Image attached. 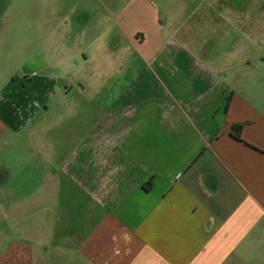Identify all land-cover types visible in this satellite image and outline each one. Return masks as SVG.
Segmentation results:
<instances>
[{"label":"crops","instance_id":"crops-1","mask_svg":"<svg viewBox=\"0 0 264 264\" xmlns=\"http://www.w3.org/2000/svg\"><path fill=\"white\" fill-rule=\"evenodd\" d=\"M81 3L46 0L39 31L48 50L40 58L41 71H79L87 49L94 47V57L110 46L105 32L116 26L134 46L146 42L134 39L138 27L131 28L130 14V22L118 18L121 8L111 17L105 9L106 17L99 19L100 9ZM147 24L162 30H156L157 19ZM72 32L82 45L90 35L87 46L69 51ZM164 45L159 41L156 51L140 57L144 66L136 75L129 63L128 70L121 65L114 72L120 80L109 110L121 115L119 124L109 119V131L86 154L96 163L101 155L118 153L119 144L125 147L116 158L120 162L84 176L78 185L92 196L88 214L55 221L51 201L60 184L50 182L45 170L37 183L32 168L12 173L10 166H0V264H264V77H255L257 85L230 87L232 77L217 76L191 57H171ZM107 53L100 54L104 75L111 73ZM46 79L39 99L31 87L4 88L0 153H10L22 133L23 150L35 149L38 109L48 110L53 95L72 87ZM237 125L240 137L233 134ZM23 174L27 178L14 183Z\"/></svg>","mask_w":264,"mask_h":264},{"label":"rangeland","instance_id":"rangeland-1","mask_svg":"<svg viewBox=\"0 0 264 264\" xmlns=\"http://www.w3.org/2000/svg\"><path fill=\"white\" fill-rule=\"evenodd\" d=\"M81 1L89 9H100L99 19L106 17L105 9H109L111 17L121 8L123 13L118 18L127 16L130 22L127 15L130 14L131 28L134 25L138 27L137 34L133 35L134 39L135 36L144 37L146 42L141 47L134 46L116 26L110 32H105L111 47L101 50L99 57H92L91 50L94 47L87 49V60L80 63L79 71H41L45 64L40 58L48 50L42 41L43 32L39 31L43 25L42 11H45L46 0H0L1 99L7 98L4 88L8 83L28 91L29 87L34 88L37 99L45 93L41 80L47 81V77H56L63 87L72 86L65 95H53L48 110L45 106L38 109L34 119L35 130L32 129L36 139L35 149L30 148L29 152L23 150L26 136L22 133L20 140H15L16 144L10 153H0V166H10L12 173L23 167L27 170L32 168L36 172L34 178V174L32 175L33 182L35 179L39 183L41 172L45 170L49 173L50 182L60 184V189L54 192L51 201V214L55 221L62 219L65 214H88L91 209L86 205L92 204V196L84 195L78 185L84 176L92 177L96 170H108L110 166L120 162L116 158L121 147V151L124 150L125 143L119 144L118 153L98 157V164L93 158L89 159L86 153L87 149L91 150L99 135H105L109 131V119L119 124L118 118L121 115H111L109 106L116 97L114 85L120 80L119 75H114V72L117 73L121 65L122 70H128V63L131 64L130 73L136 75L144 66L142 56L156 51L155 46L163 41V44H169L166 51H170L171 57L186 60L191 57L200 60L203 66L215 71L213 73L217 76L224 77L226 74L232 77L230 87L257 85L253 84L255 77H264V0ZM156 19L160 26L156 30L162 28L161 31H155L147 24ZM145 28L148 31L144 32ZM102 29L99 28V31ZM126 31L129 33L127 27L124 32ZM75 35V32L70 33L72 45L67 47L69 51H77L89 43L90 35H85V45L78 43ZM118 45L120 48L116 47ZM108 51L110 52L107 53ZM106 53L111 61V73L104 75L102 71L108 70L100 54L106 56ZM125 60H130L127 65L123 63ZM167 63V69L171 72L173 64L171 60ZM34 70L37 75H33ZM217 82L220 80L217 79ZM140 97L142 96L138 94L135 98L138 104ZM150 101H157V98ZM121 118L125 119L123 115ZM123 164L124 161H121V165ZM18 178L25 179L27 176H18L14 183ZM24 216H20L22 220Z\"/></svg>","mask_w":264,"mask_h":264},{"label":"trees","instance_id":"trees-1","mask_svg":"<svg viewBox=\"0 0 264 264\" xmlns=\"http://www.w3.org/2000/svg\"><path fill=\"white\" fill-rule=\"evenodd\" d=\"M234 131L236 133H233L234 135H236L237 137H240V132H241V125H237L234 127Z\"/></svg>","mask_w":264,"mask_h":264}]
</instances>
